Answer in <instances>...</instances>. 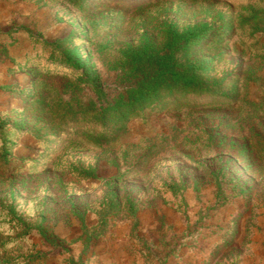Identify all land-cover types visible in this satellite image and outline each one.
I'll return each instance as SVG.
<instances>
[{"label": "rangeland", "instance_id": "1", "mask_svg": "<svg viewBox=\"0 0 264 264\" xmlns=\"http://www.w3.org/2000/svg\"><path fill=\"white\" fill-rule=\"evenodd\" d=\"M192 25L215 27L188 59L229 96L164 97L106 142L61 118L133 85L127 47ZM0 264H264V0H0Z\"/></svg>", "mask_w": 264, "mask_h": 264}, {"label": "trees", "instance_id": "2", "mask_svg": "<svg viewBox=\"0 0 264 264\" xmlns=\"http://www.w3.org/2000/svg\"><path fill=\"white\" fill-rule=\"evenodd\" d=\"M214 30L215 27L209 25L186 26L181 30L172 28L168 31L169 38L163 48H157L148 39L141 41L138 46L127 47L123 54L131 64L132 74L135 75L133 85L120 93L107 107L90 111L91 107L84 108L83 105H76L70 107L69 111H63L61 118L67 120L80 114L74 122L76 124L92 122L103 127L104 131L98 133L96 140L106 142L125 131L127 123L141 114L145 108L164 97L208 92L229 96L204 78L203 72L208 69L206 63L197 64L188 59L191 51L198 49L205 37ZM228 31L230 30H224L223 34ZM177 52H181V57L184 59L178 58ZM56 59L74 73L82 72L79 80L91 85L97 93L100 94L103 91L98 75L92 70L88 60L83 58L76 49H61ZM69 114L71 117L68 116ZM20 131L22 129H15L11 133L17 134ZM9 141L14 142L12 139L8 141L6 139L3 143L2 151L5 155L9 152ZM173 187L176 188V185L174 184ZM114 195L115 192L109 190L105 199L107 205L111 207L117 205ZM126 207L129 213H135L137 203L128 199Z\"/></svg>", "mask_w": 264, "mask_h": 264}]
</instances>
